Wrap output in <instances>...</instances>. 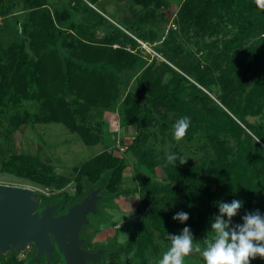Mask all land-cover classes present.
I'll return each mask as SVG.
<instances>
[{
	"label": "trees",
	"instance_id": "16d2710c",
	"mask_svg": "<svg viewBox=\"0 0 264 264\" xmlns=\"http://www.w3.org/2000/svg\"><path fill=\"white\" fill-rule=\"evenodd\" d=\"M170 1L127 0L128 13L118 19L104 16L97 0H0V173L57 191L33 196L38 209L58 203L54 214L90 189L99 188L97 203L137 195L127 239L106 244L91 264L104 257L116 264L120 249L132 251L127 264H160L171 246L167 233L184 227L194 237L184 264H205L195 249L213 235L217 202H244L233 223H243L246 212L264 215V0H177L168 19ZM103 113L133 131L120 156L103 143ZM183 117L191 124L177 141L174 124ZM39 124H59L81 145L102 149L69 175L57 174L37 157L11 151L20 127ZM157 136L170 146L155 148L149 140ZM180 143L201 161L168 164V154L183 159ZM125 154L136 167L130 188L122 187ZM156 167L161 183L153 180ZM69 183L71 196L62 192ZM180 211L189 214L183 224L173 220ZM26 260L13 251L0 256V264Z\"/></svg>",
	"mask_w": 264,
	"mask_h": 264
},
{
	"label": "rangeland",
	"instance_id": "374dc122",
	"mask_svg": "<svg viewBox=\"0 0 264 264\" xmlns=\"http://www.w3.org/2000/svg\"><path fill=\"white\" fill-rule=\"evenodd\" d=\"M98 6L103 8L104 16L109 17L111 14H116L118 19L122 16L127 15V0H97ZM177 0L169 2L168 10L165 11L164 15L169 19V13H173L176 9ZM135 11L139 10V6L133 7ZM169 11V12H168ZM169 21V20H168ZM141 47L151 53L150 49L141 43ZM151 54H154L153 52ZM103 121L104 139L103 143L105 147L110 148L115 143L116 138L119 139V146L125 147L130 137L133 135L131 128L120 126L117 116L114 113H103L100 117ZM246 120L249 123H255L258 117H247ZM159 137L157 140H149L150 143L157 149L168 148L170 144L164 142L159 143ZM2 141V135L0 133V143ZM11 151L15 153H23L30 156H35L39 161L44 164H49L53 167L55 173L62 175H69L72 166H76L79 163L85 161L92 155L98 153L102 147L96 145L93 147H85L80 144L77 137L74 134L66 131L59 124H46L36 125L33 128L23 126L20 127L12 138ZM179 148L182 151L183 159H187L186 162L190 164H198L203 158L200 154H192L189 150L184 148L183 144H179ZM195 146L193 147V149ZM115 154L119 155V152L115 148ZM128 162L127 168L124 169L122 174V187L130 188L134 186V179L132 173L136 169L132 158L125 154ZM156 177L153 179L154 182L161 183L163 174L159 167L155 168ZM0 184L26 187L34 190V197L38 196V193H42L45 196L53 195L58 193L54 190H47L37 188L34 185L4 174L0 173ZM73 183L66 185L62 192H65L68 196L73 194ZM55 198L60 199L61 195H56ZM138 206L137 195L133 196H117L110 200H101L96 202V214L89 215V225L85 226L80 236L86 240L84 248L90 250L93 247L106 246L113 242L114 244H122L127 239V233L125 227L133 224L136 218L135 209ZM176 208V206L174 207ZM103 249V248H102ZM32 252H18L17 258H26V264H44V258L40 257L34 260V254ZM132 257V251L126 253L124 250H118L115 258H113L116 264H127ZM55 262L51 264H64L61 255L58 252L54 253ZM52 261V260H51ZM109 261V258L104 257L101 259V263L105 264Z\"/></svg>",
	"mask_w": 264,
	"mask_h": 264
},
{
	"label": "water",
	"instance_id": "95a60500",
	"mask_svg": "<svg viewBox=\"0 0 264 264\" xmlns=\"http://www.w3.org/2000/svg\"><path fill=\"white\" fill-rule=\"evenodd\" d=\"M99 188L90 189L78 203L54 215L58 203L38 209L34 190L0 184V256L7 252H25L30 246L34 260L43 257L49 264L53 250L64 264H91L104 252L82 248L85 239L79 237L82 227L89 225V215L96 214Z\"/></svg>",
	"mask_w": 264,
	"mask_h": 264
},
{
	"label": "clouds",
	"instance_id": "9594fccd",
	"mask_svg": "<svg viewBox=\"0 0 264 264\" xmlns=\"http://www.w3.org/2000/svg\"><path fill=\"white\" fill-rule=\"evenodd\" d=\"M191 124L190 117H183L174 124V137L182 140ZM186 163L175 154L167 155V163L176 165ZM244 202L234 199L230 203L217 202L219 214L210 221L212 237L207 240V247L202 252L205 264H250L257 257L264 259V215L259 210L246 212L242 217L243 223H233ZM189 214L180 211L173 216L174 221L184 223ZM171 246L165 251L160 264H184V258L194 250V237L189 227H184L179 235L167 233Z\"/></svg>",
	"mask_w": 264,
	"mask_h": 264
},
{
	"label": "built area",
	"instance_id": "2783aa9c",
	"mask_svg": "<svg viewBox=\"0 0 264 264\" xmlns=\"http://www.w3.org/2000/svg\"><path fill=\"white\" fill-rule=\"evenodd\" d=\"M114 146H115V148H116L119 152H122V151L124 150V147L119 146V143H118L117 138H116V141H115V143H114Z\"/></svg>",
	"mask_w": 264,
	"mask_h": 264
},
{
	"label": "flooded vegetation",
	"instance_id": "af4514ba",
	"mask_svg": "<svg viewBox=\"0 0 264 264\" xmlns=\"http://www.w3.org/2000/svg\"><path fill=\"white\" fill-rule=\"evenodd\" d=\"M62 213H64V212H60V213H57V214H54V215H59V214H62ZM104 247V246H103ZM102 247V248H103ZM92 250V249H91ZM90 250V251H91ZM26 251H29V252H31L32 251V248L29 246L27 249H26ZM53 252H54V250H53Z\"/></svg>",
	"mask_w": 264,
	"mask_h": 264
}]
</instances>
